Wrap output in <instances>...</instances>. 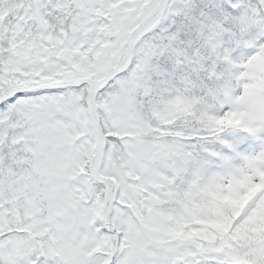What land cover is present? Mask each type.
I'll return each mask as SVG.
<instances>
[{"label": "snow or ice", "instance_id": "6c2138e0", "mask_svg": "<svg viewBox=\"0 0 264 264\" xmlns=\"http://www.w3.org/2000/svg\"><path fill=\"white\" fill-rule=\"evenodd\" d=\"M0 264H264V0H0Z\"/></svg>", "mask_w": 264, "mask_h": 264}]
</instances>
